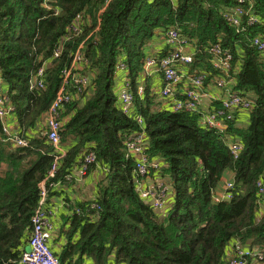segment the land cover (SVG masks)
<instances>
[{
  "label": "trees",
  "instance_id": "obj_1",
  "mask_svg": "<svg viewBox=\"0 0 264 264\" xmlns=\"http://www.w3.org/2000/svg\"><path fill=\"white\" fill-rule=\"evenodd\" d=\"M239 10L234 24L228 16ZM170 29L190 42L193 61L176 65L184 79L206 76L200 93L210 105L204 97L202 112L222 105L226 90H218L216 79L254 100L247 112H234L223 132L203 127L198 112L173 111L172 100L155 90L164 73L159 65L147 67L148 50ZM256 38L264 39V0H0V93L26 140L25 146L8 140L0 120V264H21L28 248L40 185L58 155L46 116L62 87L70 96L60 110L67 153L46 182L48 200L71 202L65 186L77 184L74 171L90 151L95 159L85 176L103 172L95 192L74 201L61 225L59 235L68 240L54 251L63 264L85 257L93 264H230L227 256L240 247L260 249L261 257L243 259L264 264V51ZM216 44L231 54L229 69L214 66ZM168 53L164 45L151 55L159 60ZM120 64L123 89L134 95L130 112L116 90ZM141 132L148 136L145 176L127 152L129 137ZM232 142L241 146L238 157ZM158 179L169 187L163 209L152 203ZM230 180L233 198L215 200ZM142 189L156 195L146 199Z\"/></svg>",
  "mask_w": 264,
  "mask_h": 264
},
{
  "label": "built area",
  "instance_id": "obj_2",
  "mask_svg": "<svg viewBox=\"0 0 264 264\" xmlns=\"http://www.w3.org/2000/svg\"><path fill=\"white\" fill-rule=\"evenodd\" d=\"M239 1L242 2L243 0ZM240 13L241 10H239V13L236 15L228 16V19L234 24H239L240 19L238 18V15ZM253 20L254 18L251 19V21ZM75 30H77V28H75ZM254 42L260 50L264 51V39L256 38ZM164 45L169 47V53L159 60L150 54L146 59V63L148 68L155 65H159V67L162 68L164 73V84L159 89V93L163 98L172 100L170 101V108L173 111H181L185 109L189 112H198L200 116H202L200 118V123L203 127L217 129L219 132H223L227 128L225 122L234 119L233 114L237 109H240L244 113L250 109L254 101L251 97H242L236 93H230L226 81L224 79H216L218 90H226V95L222 98V105L219 108H212L208 112H202L200 106L204 97L207 96V93H200V88L203 86L206 76L199 75L188 81L184 79L187 75L180 73L176 68L177 64L183 66L188 65L193 61L192 53H190L188 49V45H190L189 40L178 30L170 29L164 35ZM79 51L80 50L77 52ZM211 51L215 57L213 60L215 67L224 70L230 68L232 56L229 51H222L219 44L212 47ZM77 57H79V54H77ZM120 68L124 70L126 69V65L120 64ZM69 75L70 71H67L64 77V84L67 83ZM182 83L184 84L181 85ZM38 84L41 87L43 86L41 80ZM116 90L119 93L121 108L124 112H130L134 103L133 93L126 90V88H124L123 91L122 88ZM143 90L144 88L141 87L140 92L142 93ZM63 92L64 87L58 92L57 98L53 102L46 116V124L49 131L48 139L54 146L55 152L58 154L55 157V162L50 170L48 178L55 174L59 160L67 153V148L62 145L60 137V129L63 125V118L61 117L60 110L63 102L69 100L70 96L68 93H66L67 95H64ZM14 110L15 108L9 102V98L0 93V120L4 121L3 132L8 136V140L15 142V145L25 146L26 140L19 135L17 132L18 129L14 127V123H10V115ZM139 120L141 122L143 121L141 118H139ZM147 137L148 136L144 132L134 133L129 137V141L127 142V152L137 158V166L142 176L149 173V163L146 153ZM3 140L5 139L3 138ZM230 148L234 156L238 157L241 150L239 143H230ZM94 159V152L90 151L85 157V163L79 168V174L76 176V179L80 176H85L87 165L93 162ZM159 165L160 161L158 160H155L152 163V166L154 167H158ZM48 178L40 185L41 198L35 214L32 217V229L30 231L29 244L28 248L22 254L21 264H63L52 247L56 225L55 221L59 208L48 200V192L46 189ZM225 185L226 188L224 189V192L220 193L215 200L227 201L233 198V194L229 192V190L233 188V180L227 181ZM259 187V192L262 195L263 200L262 203L264 204V183L262 181L259 182ZM168 189L169 187L163 183L157 185L159 197L152 200L155 208H164ZM142 192H144V194ZM141 195L147 199L149 195L154 197L156 193L142 189ZM94 207L100 209L97 204H95ZM96 216H99V213H97ZM234 249L231 250L232 252L227 256L230 264H247L243 258L256 255L261 257L260 249L255 251H249L248 249L241 247L236 250Z\"/></svg>",
  "mask_w": 264,
  "mask_h": 264
},
{
  "label": "crops",
  "instance_id": "obj_3",
  "mask_svg": "<svg viewBox=\"0 0 264 264\" xmlns=\"http://www.w3.org/2000/svg\"><path fill=\"white\" fill-rule=\"evenodd\" d=\"M163 46H164V38L162 36H160V37L156 38L153 46H151L150 49L148 50V54L150 55L153 53H159L160 50L163 48ZM155 80L157 81V77H155ZM125 81H126V74L122 70V72L119 73L118 77L116 78V89L119 90L120 88H122V90H123V86L125 85L124 84ZM154 85H155V90L159 91V88L162 84L160 85V83H158V85H156V84H154ZM204 102L206 104L204 106H205V108H207L210 105V98L206 97L204 99ZM15 125H16V122L14 121V127H15ZM79 168L80 167H78V169H76L74 171V174H73L74 176H77L79 174ZM102 173L96 169V171H94V172H92V173H90L84 177L80 176L78 179H75V181L77 182V184L75 186L74 185L71 187H69L68 185L65 186L66 193L68 194L67 196H69L71 198V202L68 204L64 201L63 196H54V197L49 199L50 203H54L59 208V210L57 212V216H56V221H55L56 225H55V231H54V237H53L54 242L52 240V246H53L55 251L59 252L61 250V245H64L66 243V240H68L67 238H65V235L60 236L59 233L61 230V225L63 224V221L65 219V216L71 214L73 211V208H72V210L70 208L72 203H75L74 201H78L80 199H81V201H84V200L90 198L91 195L93 194V192H95L97 181L103 177ZM229 178H231V177H229ZM149 182L153 183V180L150 179ZM158 182L161 183L160 179H158ZM59 188H63V187L60 186ZM69 224H66V226H69ZM79 238H80L79 234L76 233L74 236V240L78 241ZM77 259H78V256H75V260H77ZM82 264H93V262H92L91 258L85 257V260L83 261Z\"/></svg>",
  "mask_w": 264,
  "mask_h": 264
},
{
  "label": "rangeland",
  "instance_id": "obj_4",
  "mask_svg": "<svg viewBox=\"0 0 264 264\" xmlns=\"http://www.w3.org/2000/svg\"><path fill=\"white\" fill-rule=\"evenodd\" d=\"M17 129V128H16ZM223 185V182H222V184H221V186ZM143 194H144V192H142Z\"/></svg>",
  "mask_w": 264,
  "mask_h": 264
}]
</instances>
